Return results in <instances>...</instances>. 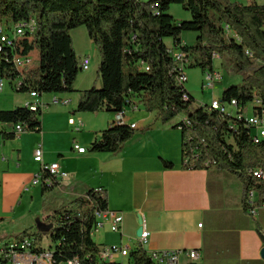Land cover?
Here are the masks:
<instances>
[{
	"label": "trees",
	"instance_id": "1",
	"mask_svg": "<svg viewBox=\"0 0 264 264\" xmlns=\"http://www.w3.org/2000/svg\"><path fill=\"white\" fill-rule=\"evenodd\" d=\"M180 5L190 20H176L171 7ZM34 22V23H33ZM0 23L7 27L11 45L0 51V78L10 82L18 94H72L84 71L76 54L71 32L84 27L100 56L102 85L78 92L75 113L118 114L131 106L156 113L163 124L181 118L173 128L181 132L182 167L188 170L222 171L235 176L243 187V205L248 211L251 190L264 192L248 170L264 168V143L255 144L247 126L249 105L257 100L264 109V5L255 0H0ZM21 24L23 34L14 29ZM184 32L198 34L193 47L182 46ZM172 40L174 49L166 44ZM185 58L177 60L175 51ZM197 54L195 62L191 57ZM31 60L19 69L16 59ZM227 58L242 76L240 85L223 91L220 101L237 108L227 112L195 102L179 77L187 67H198L204 74L215 72L214 60ZM183 70V71H182ZM42 110L28 106L0 112V123L22 125L24 133L42 131ZM138 132L132 125L113 122L93 141L90 153L119 154ZM14 140V132L3 133ZM164 168L174 163L162 159ZM42 195L59 187L46 170L41 171ZM109 211L104 189H89L47 220L53 225L52 245L45 248V235L32 227L14 240L32 239L31 252H50L54 264H110L99 261L102 247L93 239L97 213ZM261 238L264 235L259 231ZM8 245V244H7ZM4 247L0 264H9ZM128 264H154L138 246Z\"/></svg>",
	"mask_w": 264,
	"mask_h": 264
},
{
	"label": "crops",
	"instance_id": "2",
	"mask_svg": "<svg viewBox=\"0 0 264 264\" xmlns=\"http://www.w3.org/2000/svg\"><path fill=\"white\" fill-rule=\"evenodd\" d=\"M71 36L81 60L90 58L88 54H96L97 48L90 38L86 37L79 51L73 33ZM166 44L174 49L172 40L170 43L166 40ZM182 46L188 47L184 35ZM214 70L222 73L215 66ZM222 82L223 77L217 85ZM75 86L81 92L92 85H84L82 76ZM13 92L11 85H5L0 92V112L36 101L30 94ZM78 92L39 97L40 133H23L14 140H5L2 134L12 133L14 125L0 126V250L17 234L32 227L40 230L43 219L93 188L107 191L110 212L124 214L120 233H112L107 221L96 233L101 237L99 242L93 236L100 247L128 246L133 251L138 246L143 221L150 232L143 246L148 254L182 251L180 264H264L261 255L264 240L259 234L261 231L264 235V209H258L256 216L245 210L243 187L238 179L227 177L228 173L222 171L184 169L180 130L174 129V124H163L156 113H147L139 106L125 111V122L135 125L138 133L121 153H90L91 143L101 138L115 115L75 113L80 99ZM63 100H69L70 104L63 105ZM71 118L83 122L79 131L70 125ZM171 141L180 151L178 158L170 156ZM40 144L44 163H58L68 173L66 178L57 180L59 187L47 196L42 195L41 182L34 184L43 168L35 160V150ZM74 144L87 152L79 154ZM162 159L173 162L174 168H164ZM192 251L198 254L196 260L185 254ZM128 262V257L115 255L109 263Z\"/></svg>",
	"mask_w": 264,
	"mask_h": 264
},
{
	"label": "built area",
	"instance_id": "3",
	"mask_svg": "<svg viewBox=\"0 0 264 264\" xmlns=\"http://www.w3.org/2000/svg\"><path fill=\"white\" fill-rule=\"evenodd\" d=\"M247 4H251L252 0H242ZM34 23V22H33ZM27 24H21L16 29H14V33L16 36H20L23 34V28L26 27ZM8 33L7 27L4 23H0V51L2 50L5 44L11 45V38ZM174 56L177 60L181 58H185V55L181 52H175ZM82 63L84 67H86V71L89 70L90 66V58L84 57L82 59ZM16 64L19 69H23L25 66L31 64V60H21L16 59ZM183 71V70H182ZM206 76L205 81L203 82V89L207 90H214L216 85L220 82L222 76L218 71L215 72H208L204 74ZM186 76L183 71L182 75L179 77L180 83H186ZM5 88V80L0 78V92H2ZM36 101L32 104H29L28 107L31 111L37 112L38 110H42V106L38 102L39 97L36 93L30 94ZM57 101V99H56ZM69 100H63V105H69ZM227 106L231 109L235 110L237 108V103L235 101L231 102L230 104L224 105L220 99H215L211 104L210 107L213 110H220L221 112H229ZM135 107V106H131ZM137 108V107H136ZM125 111L120 112L115 115L114 121L117 123H125ZM247 126L249 127L252 135L253 142L255 144H262L264 143V109H262V103L260 101H256L254 104L249 105L247 108ZM70 125L75 126L76 130L79 131L82 126L83 122L81 120H75L71 118L69 120ZM3 123H0V126ZM132 128L135 129V125H132ZM13 132L16 136H20L24 133V128L22 125H14ZM74 150L77 151L79 154H84L87 152V149L84 147H80L78 144H74ZM35 160L38 163L42 164V170H46L47 172H51L52 176L55 177L57 180L64 179L68 176V173L61 170L60 165L58 163H51L45 164L43 160V147L42 144L38 145L37 149L35 150ZM249 175L257 180L261 185L264 187V168H251L248 170ZM38 182L42 183L41 174L36 177L34 180V184ZM248 213L252 216H256L258 209H264V192H259L255 190H251L248 194ZM97 225L93 230V236L99 232L101 229L104 228L105 222H109L110 231L112 233H120L121 228L124 222V214L120 212H113L107 211L105 213H97ZM202 227V224L199 225ZM141 235L137 237V245L143 247L150 237V232L148 230V225L146 222L141 223L140 226ZM33 246L32 239H25L22 241L13 240L7 245L8 253L6 252L7 258L9 259V264H54L53 257L50 252H46L43 254H34L31 252V248ZM137 246V247H138ZM131 254L130 247L128 246H109V247H102L99 254V261L104 263H109L112 261L115 255H121L122 257H129ZM184 253L182 251H170V252H154L150 253V257L154 264H180V257ZM190 260H196L198 258V254L196 251L187 252L185 253ZM70 264H78V262H70Z\"/></svg>",
	"mask_w": 264,
	"mask_h": 264
},
{
	"label": "rangeland",
	"instance_id": "4",
	"mask_svg": "<svg viewBox=\"0 0 264 264\" xmlns=\"http://www.w3.org/2000/svg\"><path fill=\"white\" fill-rule=\"evenodd\" d=\"M255 1L259 5L260 4L264 5V0H255ZM176 8L178 10H176ZM172 13L175 16L172 15ZM171 15L173 17L179 18V19L180 18H186V19H180V20H187L188 21V20L191 19L190 13L184 11L183 8L180 5H173L172 6ZM73 31H72V33H73L74 37L77 40V44L79 45V49L78 50L81 51L83 49L82 47L84 45V41L87 39L86 37L89 38L88 31L84 27L76 29L74 32ZM72 33H71V35H72ZM81 33H83V37H82ZM183 35H184V40H185V42H187V46L188 47H193L196 44L197 38H198V34L197 33L184 32ZM168 42L170 43L171 40L169 39ZM88 55L91 56L90 57V66H89L90 70L83 71L80 74V76L78 77V80L76 81L75 85H77V82L79 81V79L82 76H83V80H84V85H92V86L93 85H102V80H101V77H100V75L98 73L99 64H100L99 52H98V50H96V54H92V55L88 54ZM198 57L199 56L197 54L193 55L191 57V61L195 62V59L198 58ZM214 66L221 70L222 73H220L219 71L218 72L223 77L222 85H217L214 90L203 89L202 85H203V82L206 79V76L204 75L203 71L200 68H198V67H187V69L185 70V76H186V80H187L186 83H185V86L191 92L193 98L195 99V102L191 105V109H196L201 104L210 105L215 99H221L223 91L226 88H229V87L234 86V85H240L241 84L242 76L237 74L234 71V67H233L232 63L229 62V60L227 58H224V59L216 58L214 60ZM86 77H88V78H86ZM5 85H11V84H10V82L5 80ZM6 90H9V88H7ZM75 90H76V86H75ZM75 93L76 92H74L72 94H75ZM13 94L17 95V93L15 91L13 92ZM48 95H50V94H48ZM21 101H22V99L21 100H17V102H21ZM227 108H228L229 111L233 110L229 106H227ZM141 113H145V112L141 111ZM181 118H183V117H179V118L174 119L171 122V124L177 123ZM9 128H12V125ZM175 135H178V134L175 133ZM170 146H171V149H170L171 158H174L173 155L176 158H178L179 155H180V151L178 150V147L177 146L174 147L173 141H171ZM226 176L227 177H232L234 179H237L236 177H234L231 174H226ZM57 188L55 190H57ZM58 196H60V194ZM47 205L48 204L46 203V206ZM39 227H40V231H42V233H44V235H45L43 245H44L45 248L48 249L49 246L52 245V241H51V238H50V233H51L53 225L47 219H43L40 222ZM94 239H95V241L99 242L101 237L98 234H95ZM67 264H70V263H67Z\"/></svg>",
	"mask_w": 264,
	"mask_h": 264
},
{
	"label": "water",
	"instance_id": "5",
	"mask_svg": "<svg viewBox=\"0 0 264 264\" xmlns=\"http://www.w3.org/2000/svg\"><path fill=\"white\" fill-rule=\"evenodd\" d=\"M140 235H141V231L138 232V236L137 237H139ZM261 255H262V259L264 260V248L262 250Z\"/></svg>",
	"mask_w": 264,
	"mask_h": 264
},
{
	"label": "bare ground",
	"instance_id": "6",
	"mask_svg": "<svg viewBox=\"0 0 264 264\" xmlns=\"http://www.w3.org/2000/svg\"><path fill=\"white\" fill-rule=\"evenodd\" d=\"M82 66H83V70L86 71V67H84V64L83 63H82ZM49 173L52 175L51 172H49Z\"/></svg>",
	"mask_w": 264,
	"mask_h": 264
}]
</instances>
